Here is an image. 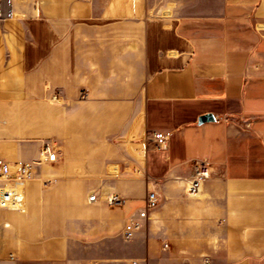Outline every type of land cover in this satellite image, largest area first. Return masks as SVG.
Wrapping results in <instances>:
<instances>
[{
	"label": "crops",
	"instance_id": "0c3cea01",
	"mask_svg": "<svg viewBox=\"0 0 264 264\" xmlns=\"http://www.w3.org/2000/svg\"><path fill=\"white\" fill-rule=\"evenodd\" d=\"M14 10L0 20V157L36 160L48 139L59 154L35 166L24 210H0V264H264V0ZM197 161L210 177L188 195ZM150 189L161 202L125 239Z\"/></svg>",
	"mask_w": 264,
	"mask_h": 264
},
{
	"label": "built area",
	"instance_id": "2783aa9c",
	"mask_svg": "<svg viewBox=\"0 0 264 264\" xmlns=\"http://www.w3.org/2000/svg\"><path fill=\"white\" fill-rule=\"evenodd\" d=\"M35 10L38 5L35 4ZM15 16L14 0H0V20L5 21ZM169 132L155 131L151 136V141L155 148H162L167 143ZM59 149L53 140H45L41 145L38 159L32 162L16 161L14 163L0 157V210L17 209L24 210L26 184L34 176L35 166L42 161H56ZM210 177V169L206 161H197L194 171L190 177L186 193L196 195L199 192L201 183ZM99 199L97 193L89 196L90 201ZM105 200L111 206H122L126 203V198L119 193H110L105 196ZM161 202V194L155 189H150L147 193L144 208L137 216H132L127 221L124 228L125 239H132L135 233L141 229L143 220L147 219L150 212L157 208ZM165 246H168L165 244ZM12 256V254H10ZM136 264V262H134ZM205 264H214L209 258L205 259Z\"/></svg>",
	"mask_w": 264,
	"mask_h": 264
},
{
	"label": "water",
	"instance_id": "95a60500",
	"mask_svg": "<svg viewBox=\"0 0 264 264\" xmlns=\"http://www.w3.org/2000/svg\"><path fill=\"white\" fill-rule=\"evenodd\" d=\"M213 119H214L213 114L206 113V114L201 115L199 117L198 121H199V123H203V122L210 121V120H213Z\"/></svg>",
	"mask_w": 264,
	"mask_h": 264
},
{
	"label": "rangeland",
	"instance_id": "374dc122",
	"mask_svg": "<svg viewBox=\"0 0 264 264\" xmlns=\"http://www.w3.org/2000/svg\"><path fill=\"white\" fill-rule=\"evenodd\" d=\"M48 140H53V139H48ZM55 141V140H53ZM56 142V141H55ZM43 141H40V151H41V145H42ZM23 161V160H22ZM23 162H32V160H28V161H23Z\"/></svg>",
	"mask_w": 264,
	"mask_h": 264
}]
</instances>
